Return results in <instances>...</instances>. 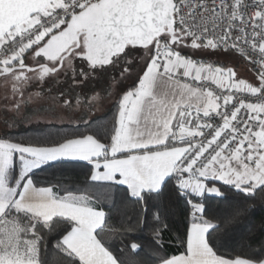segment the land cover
<instances>
[{
  "label": "snow or ice",
  "instance_id": "1",
  "mask_svg": "<svg viewBox=\"0 0 264 264\" xmlns=\"http://www.w3.org/2000/svg\"><path fill=\"white\" fill-rule=\"evenodd\" d=\"M25 10L0 26V264H264V0Z\"/></svg>",
  "mask_w": 264,
  "mask_h": 264
},
{
  "label": "crops",
  "instance_id": "2",
  "mask_svg": "<svg viewBox=\"0 0 264 264\" xmlns=\"http://www.w3.org/2000/svg\"><path fill=\"white\" fill-rule=\"evenodd\" d=\"M45 7L48 5V0H0V26H2L5 17L8 18H21L27 16V11L31 6Z\"/></svg>",
  "mask_w": 264,
  "mask_h": 264
},
{
  "label": "trees",
  "instance_id": "3",
  "mask_svg": "<svg viewBox=\"0 0 264 264\" xmlns=\"http://www.w3.org/2000/svg\"><path fill=\"white\" fill-rule=\"evenodd\" d=\"M25 130L21 129V130H17L16 135H20V134H23ZM63 170V167L59 164H57L56 167H53V168H50V169H47L46 171L44 172H40L39 175L45 179H51L53 178V176L57 173H59L60 171Z\"/></svg>",
  "mask_w": 264,
  "mask_h": 264
},
{
  "label": "water",
  "instance_id": "4",
  "mask_svg": "<svg viewBox=\"0 0 264 264\" xmlns=\"http://www.w3.org/2000/svg\"><path fill=\"white\" fill-rule=\"evenodd\" d=\"M71 41L67 38V36L58 38V40H55L53 43L56 45L63 44L66 46V43H70Z\"/></svg>",
  "mask_w": 264,
  "mask_h": 264
}]
</instances>
